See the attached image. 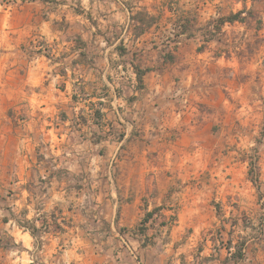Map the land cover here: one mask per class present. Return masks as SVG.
I'll list each match as a JSON object with an SVG mask.
<instances>
[{
  "label": "rangeland",
  "instance_id": "rangeland-1",
  "mask_svg": "<svg viewBox=\"0 0 264 264\" xmlns=\"http://www.w3.org/2000/svg\"><path fill=\"white\" fill-rule=\"evenodd\" d=\"M120 5L159 23L125 35L124 59ZM240 11L202 54L180 35L182 20L200 37ZM131 62L152 71L144 89ZM131 201L157 208L150 234L176 249L164 264H233L242 246L241 264H264V0H0V264L109 249L127 264L137 231L117 221Z\"/></svg>",
  "mask_w": 264,
  "mask_h": 264
},
{
  "label": "crops",
  "instance_id": "crops-1",
  "mask_svg": "<svg viewBox=\"0 0 264 264\" xmlns=\"http://www.w3.org/2000/svg\"><path fill=\"white\" fill-rule=\"evenodd\" d=\"M160 9V8H159ZM147 12V14H150L153 16L152 13H150L149 9L146 8L145 9ZM118 12H122L123 14H128V24L127 26L124 27V30L122 31L123 33L120 34L121 37L119 39V41L121 42L120 46L117 47V52L119 53V55L124 59L126 58V56H128V54L130 53L129 52V49L127 48H124L125 46V35L128 33V35L130 36V38L134 39V42H135V39H138V41H140V38L145 36L146 34L142 35L141 37H136L135 36V32H134V28H132L130 26V18H131V15L133 14H136V13H139V12H134V8H128L127 7H122L121 5L119 6V10ZM143 13V11H141ZM167 12L166 9H163V10H160L158 13L161 14V17H164V14ZM145 13V12H144ZM145 13V15H146ZM156 16V15H154ZM158 17V16H156ZM160 18V16H159ZM159 23L157 22V24L155 26H157ZM195 25H197V22L194 23ZM191 30L189 31L188 35L186 34V41H190V40H193L194 42H196L199 46L198 50V53L199 54H202L210 45L211 43H213L214 41H217L220 39V36L222 35V31L218 34H216L209 42H206V35H207V31L203 32L202 36L198 37V36H194L193 33H196L195 31V26L191 25L190 26ZM223 29V28H222ZM192 31V32H191ZM200 42V43H199ZM120 47H122V49H126L127 51L126 52H123L122 49H120ZM174 60H168L166 62V65H170V67H173V73H172V77H178V73H180L178 71V63H177V58L173 57ZM132 66H133V69H134V74H135V77H136V81H137V84L139 86L140 89H144L146 87V79H147V76L150 72H152L151 70L146 73V75H144L143 77V81H144V84L143 86L141 87L139 85V81H138V77H137V71L135 69V66H137L140 70H145L143 69L142 67L138 66V64H136L135 62H131ZM95 70L97 68L96 66V63L92 66ZM188 82L190 83V80H188ZM99 98V97H98ZM207 99V98H206ZM205 100V99H204ZM160 189V186H157L156 185V192H158ZM139 198H143V195H140L139 193H137L135 195V198L138 199ZM123 210L120 211V216H118V221H117V226L118 227H122L124 228V231H131L130 229L131 228H134V230L137 229V227L143 222V220L145 219V217L147 216L148 213L150 212H153V211H156L157 208H155L154 210H152L150 207H147V208H144L145 211H142L141 209H138L137 207V204H135V202L131 201L130 203H128L127 205H124ZM219 212V215L221 216V213L220 211ZM115 216L113 218H111V220H107L106 225L109 226V227H114L115 225ZM121 221H124V225H122ZM152 221V219L150 220V222ZM150 222L146 225V228H147V233L146 235H143V234H138L137 236H132V239L134 240V242L130 241H125V248H123V256L126 258V260L128 261L127 264H133L132 260H131V253H133V251L131 253H129V250L131 249L130 248V244H132L134 246V249H138L139 250V253L141 255H145L147 260H146V263L147 264H164L165 262L168 263V261L170 260V256L173 250V253L176 252V249L174 248V244H173V241H166L164 243H160L158 238H155V236H153L154 234H150V228H149V225H150ZM120 229V228H119ZM29 236L33 238V236L28 232ZM125 236H122V238H124ZM147 239H150L151 243H147L145 244V241ZM232 244L233 245V242L229 243V245ZM162 246L161 248L159 246ZM233 250V249H232ZM231 250V251H232ZM227 251L228 253L231 255L232 252L229 251V247L227 248ZM27 252H29V250H27ZM107 254H94L90 261V263H87V264H116L115 263V260H114V250H107L106 251ZM168 253V255H166ZM110 254L112 256H110ZM143 257V256H142ZM150 257H151V260H150ZM245 260V257H243L242 260L240 261H235L233 264H241L243 261ZM232 258H228L227 256L225 258H222V260H219V263L221 264H232L231 263ZM72 262H74V259L72 258ZM27 264H35L33 263V261H29Z\"/></svg>",
  "mask_w": 264,
  "mask_h": 264
},
{
  "label": "trees",
  "instance_id": "trees-1",
  "mask_svg": "<svg viewBox=\"0 0 264 264\" xmlns=\"http://www.w3.org/2000/svg\"><path fill=\"white\" fill-rule=\"evenodd\" d=\"M242 14L243 11H240L238 13H233L230 14L227 17H223V18H219L217 20H213L209 23V25L207 26V35H206V42H209L216 34L220 33L222 30V27L226 24V23H236V22H241V23H245V18H242ZM143 13L139 12L136 14L131 15L130 18V26L132 28H134V32H135V36L136 37H141L142 35L146 34L147 32H149L153 26H155L157 24V20L158 18L156 16H152L150 14H146V18L142 17ZM190 23H188L186 20H182L179 24V27L182 29L180 31V35H188L189 31H190ZM80 41V40H79ZM82 45L83 44L82 42ZM120 49H122V47H120ZM123 52H126V49H122ZM169 60H174V58L171 56L169 57ZM136 69V73H137V77H138V81H139V85L142 87L144 84L143 81V77L144 75H146V73H148L150 71V69H146V70H140L137 66H135ZM100 113V111H99ZM102 113V112H101ZM220 211V210H218ZM156 211L150 212L147 214V216L145 217V219L143 220V222L137 227L136 231H137V235L138 234H143L146 235L147 233V228L146 225L150 222L151 219L154 218ZM27 225L31 224L30 220H27L26 222ZM19 227L25 229L27 232H29L33 238L35 239H39L40 236H38V233L41 232L40 228H38L37 226L32 225V226H26L23 225L21 222H18ZM150 241V239H147L145 241V244H147ZM3 245L2 240H0V246ZM234 248V246H232V244H230L229 246V251L231 252V250ZM244 257V246H242L239 249L238 253H234L233 254V259L235 261H240L242 260Z\"/></svg>",
  "mask_w": 264,
  "mask_h": 264
}]
</instances>
